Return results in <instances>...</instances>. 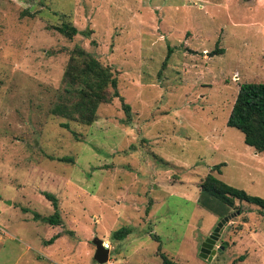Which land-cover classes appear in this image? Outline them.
<instances>
[{
    "label": "rangeland",
    "instance_id": "374dc122",
    "mask_svg": "<svg viewBox=\"0 0 264 264\" xmlns=\"http://www.w3.org/2000/svg\"><path fill=\"white\" fill-rule=\"evenodd\" d=\"M74 47L112 71L130 123L119 99L89 126L49 113ZM244 83H264V0H0V264H97L95 237L105 264H264V211L238 201L198 256L221 220L197 204L207 174L264 199V153L227 126ZM46 194L58 226L34 217Z\"/></svg>",
    "mask_w": 264,
    "mask_h": 264
},
{
    "label": "trees",
    "instance_id": "16d2710c",
    "mask_svg": "<svg viewBox=\"0 0 264 264\" xmlns=\"http://www.w3.org/2000/svg\"><path fill=\"white\" fill-rule=\"evenodd\" d=\"M28 14V12H25ZM53 29L71 40L78 30L69 22H63ZM220 49L218 54H222ZM119 99L125 114V123H130V107L123 102L118 91V80L112 71L103 66L91 53L80 47L69 52L61 86L49 113L68 122L89 126L97 118V110L101 105ZM227 126L238 130L243 135L244 144L257 153H264V83H244L239 86L236 99L227 120ZM61 127L69 130L67 123ZM62 162H72L71 158H60ZM220 165L213 167L220 174ZM46 198L52 202L54 212L48 217L34 214L35 219L50 226H58L61 218L57 199L50 194ZM245 202L264 211V199L251 196L244 190L234 188L207 174L200 184L197 204L211 213L224 218L234 207L235 202ZM130 233L129 228H121L112 233V239L122 240ZM52 238L48 244L53 242ZM161 255V264H177ZM242 258V257H241Z\"/></svg>",
    "mask_w": 264,
    "mask_h": 264
},
{
    "label": "water",
    "instance_id": "95a60500",
    "mask_svg": "<svg viewBox=\"0 0 264 264\" xmlns=\"http://www.w3.org/2000/svg\"><path fill=\"white\" fill-rule=\"evenodd\" d=\"M231 216H225L222 218L214 228L213 232L211 233L210 236H208L200 245V250H199V258L203 260H210L211 257L208 256V254L213 255L216 252V249H213L214 244L217 242L221 229L224 224L227 223ZM92 244L94 246V253H93V260L97 264H105L108 261L109 258V250L104 248L102 245V240L95 237L92 241ZM222 249V247L220 248ZM218 249V250H220Z\"/></svg>",
    "mask_w": 264,
    "mask_h": 264
},
{
    "label": "built area",
    "instance_id": "2783aa9c",
    "mask_svg": "<svg viewBox=\"0 0 264 264\" xmlns=\"http://www.w3.org/2000/svg\"><path fill=\"white\" fill-rule=\"evenodd\" d=\"M102 245H103L104 248H106V249H108V250L110 249L109 244H107V243H102ZM109 264H110V262H109Z\"/></svg>",
    "mask_w": 264,
    "mask_h": 264
},
{
    "label": "clouds",
    "instance_id": "9594fccd",
    "mask_svg": "<svg viewBox=\"0 0 264 264\" xmlns=\"http://www.w3.org/2000/svg\"><path fill=\"white\" fill-rule=\"evenodd\" d=\"M102 243H103V241H102Z\"/></svg>",
    "mask_w": 264,
    "mask_h": 264
},
{
    "label": "flooded vegetation",
    "instance_id": "af4514ba",
    "mask_svg": "<svg viewBox=\"0 0 264 264\" xmlns=\"http://www.w3.org/2000/svg\"><path fill=\"white\" fill-rule=\"evenodd\" d=\"M210 236V235H209ZM206 239V238H205Z\"/></svg>",
    "mask_w": 264,
    "mask_h": 264
}]
</instances>
